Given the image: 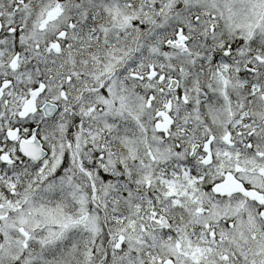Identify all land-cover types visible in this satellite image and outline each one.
<instances>
[{
    "label": "flooded vegetation",
    "instance_id": "af4514ba",
    "mask_svg": "<svg viewBox=\"0 0 264 264\" xmlns=\"http://www.w3.org/2000/svg\"><path fill=\"white\" fill-rule=\"evenodd\" d=\"M12 2L20 7L25 4L22 0ZM20 7L8 13L0 6V264H121V255L112 258L106 254L103 237L95 240L100 246L92 249L93 254L75 255L70 249L60 255V244L71 245L70 238H44L41 233L46 229L38 226V216L26 211L35 199L49 193L37 189L44 167H52L62 158L63 164L51 175L57 177L60 170L74 163V156L77 164L83 161L85 165L90 160V155L86 159L87 149L103 143L87 128L73 124L76 120L71 114L76 113L72 97L80 93L79 86L76 94V85L67 86L58 80L65 71L74 69L73 57L76 50H82L76 34H93L94 25L88 23L85 31L77 28V22L60 33L58 24L50 31L40 30L32 51L34 41L28 42L23 25L26 13ZM202 21V30L184 31L185 50L179 52L176 90L169 88L176 79L169 71L158 81L163 95H154V79H148L145 69L140 76H133L135 91L143 93L147 89L149 94L146 108L132 111L135 123L143 132L142 126L155 129L157 122L165 123V134H159L165 148L160 171L178 187L173 196L149 191L146 201L152 209L148 211V222L151 218L155 229H159L153 228L154 233L161 235V243L175 244L176 254L160 259L157 254L134 252V264H151L143 261L144 257L161 260L160 264H264V45L259 47L257 58L255 52L249 53L248 45L242 46L247 39L234 41L209 24V19ZM191 34L200 40L195 46L191 45ZM93 45L89 41L86 44L85 58H89ZM236 49L240 54L246 51L245 63ZM86 64L89 66L90 61ZM82 86L89 90L88 84ZM33 91L40 92L35 110L21 116ZM159 99H166L171 109L155 110ZM47 103L58 107L50 118L43 111ZM76 145L84 152H76ZM148 146L146 151L134 153L131 174L137 185L136 165L145 154L149 155ZM41 151L47 157L34 162L30 156L40 155ZM93 155L106 158V153L100 151ZM92 162L98 159L93 157ZM133 190L132 208L138 217V209L144 205L140 204L138 188L133 186ZM203 211L217 219L207 222L202 218ZM163 218L168 222L157 223ZM182 249L197 256L191 254L193 259H187L179 254Z\"/></svg>",
    "mask_w": 264,
    "mask_h": 264
},
{
    "label": "rangeland",
    "instance_id": "374dc122",
    "mask_svg": "<svg viewBox=\"0 0 264 264\" xmlns=\"http://www.w3.org/2000/svg\"><path fill=\"white\" fill-rule=\"evenodd\" d=\"M125 1V0H124ZM4 0L2 2H0V6L2 8H5V5L8 4H12V0H5V3H3ZM158 2H160L159 4H162V1L158 0ZM110 3H112V5L114 4L113 1H110ZM177 3L182 4L183 6V12L189 9L190 11L193 10V12H196L198 10L197 13H200V9L206 8L204 10V13H209V14H213L212 16H214V13L219 14L223 17V19L227 20V24L224 23L225 27L228 29V31H231L235 34L237 33H243V35L241 36H245V38L247 39V42H245L244 44H250L248 41H250V39L248 38V36H252L255 32H261L259 33L260 35H264V0H175V2H173V6L171 4V8L167 7L168 9H165L163 11L160 12L166 14L169 9L173 10L174 8H176ZM208 4L210 6H208ZM151 6L154 8V5H150V13H151ZM113 7H116V5H113ZM70 8V1H61V0H48L46 2L43 3V6H39L36 7V4L34 5H29V6H25L24 8L21 9V11L23 13H25L27 11L28 13V21L27 24L24 23L23 25H25V27L27 28V32H31V35H33V31L37 30V31H50V29H52V26L55 24H59L58 26L61 27V24H65L66 21V14H67V9L69 10ZM141 9L142 8H137L134 9L132 12H128V13H123L122 10L119 9H113V13H112V21H114L115 23H117L120 19H124V21H126V23H129L131 21V17H129V15H141ZM146 7H144V9H142V11L145 12ZM208 9V10H207ZM135 10H137L136 12H134ZM214 13H213V12ZM161 13V14H162ZM30 14H36L37 18H34L33 20L30 21ZM61 14V15H60ZM123 14V16L121 17V15ZM171 14H174V12H171ZM152 15V14H151ZM128 16V17H127ZM173 16V17H172ZM171 19L172 22L169 21H163L161 22V24L155 26L156 28H158L160 31L162 30H167V28L174 30L175 28L181 26V22H182V16L177 13L176 15H172ZM203 14L201 13V16L199 15V17H202ZM220 17V16H218ZM196 17L193 18V23L191 24V29L188 30V32L191 31H197V30H202L201 25L198 22V19H196ZM221 18V17H220ZM185 19V17H184ZM117 20V22H116ZM35 22V23H34ZM186 23V22H185ZM130 28L133 29L132 26H130ZM210 29V28H209ZM208 29V30H209ZM260 30V31H258ZM210 31V30H209ZM206 36H208L205 33ZM192 37H194V41L191 43V45L195 46L197 45V43L200 41L199 39L195 38V35L192 34ZM33 51V50H32ZM114 61H113V57L112 58H108L107 60V71L105 70V74L108 73V70H110L114 65H113ZM223 70L222 67L219 68V73H221ZM104 74V76H105ZM102 83H99L97 85L96 90L92 91V94L94 96L98 95V91L102 90ZM126 87H122L121 88V92L122 95L124 94ZM114 92L115 89L110 88V94L112 96V99L114 98ZM99 97H95V99L97 101H99L98 99ZM117 99V98H116ZM123 99V98H122ZM122 99H120L119 101V107L117 108L118 110H116L115 112H113L112 114H109L107 117V120L109 122V120L111 121V124L116 121V120H120L123 119L122 117V113L125 110H133L134 107L133 105H135V108L137 110H140L143 108V103L140 101V98L138 97L137 100L133 103L130 104L128 100L122 101ZM103 101H108V102H104L105 105H107L109 107V109L113 110L114 109V102L111 100H102L101 102L103 103ZM127 103V104H126ZM129 104V105H128ZM132 107H131V106ZM145 105V104H144ZM79 111L78 109L75 110ZM73 115V113L71 114ZM107 115L105 114V117ZM95 118H99V115H96ZM110 124L107 123V127H109ZM95 136V135H94ZM66 143V142H64ZM122 145L125 146L130 150L131 152V157L133 159H135V154L137 151V147L141 148L142 147V141L138 140L137 137H132L130 139V136L126 138V140L124 139V143L121 141ZM150 145L151 148L148 151L149 155H146L144 158H151L153 160H149V164H146L145 162H138V167H139V171L142 169H146L152 166L153 163H156L158 161V159L160 158V161L163 160V154L160 152L161 150H155L156 147L158 146H162L160 145V143L158 141L155 140V137H151L150 140ZM124 146V147H125ZM153 147V148H152ZM155 148V149H154ZM80 149V147H79ZM154 149V150H153ZM63 149L59 150V152H61L63 154ZM119 158L120 155L118 154ZM118 158V159H119ZM123 158V157H122ZM126 160H128V157H126ZM130 160V158H129ZM62 158H59L56 162V164L53 165V170L52 172H54L61 164ZM76 161V159H74V162ZM69 162V160L67 161ZM130 162V161H129ZM112 164V162H111ZM73 166L76 164H72ZM113 165V164H112ZM140 165V166H139ZM111 165L107 164L106 162L104 163V168L103 170H105L106 172H103L107 175H115L113 174L111 171H109L108 169H110ZM95 176V174H94ZM88 178V177H85ZM43 179H46V177H43ZM89 179L91 181H95V179L98 182V178L97 177H89ZM108 181H101L98 182L99 186L103 183L105 189H110L112 187V183L110 181V178L107 177ZM147 179L138 182L137 188H142L145 186V181ZM58 181V180H57ZM57 181L55 183H57ZM74 182V183H73ZM96 182V184H97ZM76 181H74L73 178L69 177V179H62L60 178V180L58 181V188H63L62 186H67L69 188H71L73 185H75ZM55 185V184H54ZM146 185H148V183H146ZM56 186V185H55ZM77 186L78 187H83V185L78 181L77 182ZM165 186L167 187V193H165V195H170L173 196L174 194H176L178 187H176L174 184H172V182H167L165 184ZM75 188L73 187V196H69L68 199V207L71 205H75L77 210L74 212V214H71L70 217L68 218V220H64L63 218V214H62V208H58V206H66L65 203H60L57 204L58 206H56V204L54 206H56V209H44V205L39 204L37 206H32L29 209H27V212H31L33 211L37 216H38V221L42 224H44L47 228L51 229L49 230V233L52 234H57V236H61L62 234H67L69 232H73V237L75 239H77L78 241H74V249L81 248L82 244H84V248L86 246V243H90L93 240H95L98 235L101 232V219H98L97 216L93 215V214H86L87 212V208L89 205V196L85 197L86 192L88 191L87 188H85L83 191L80 190L79 188ZM91 188H93V185L91 184ZM77 189L79 190L78 194L77 193ZM96 191L95 188H93V191ZM143 190H145V192L148 191V189L146 188V186L140 190H138V194L139 192H142ZM65 191V190H64ZM86 191V192H85ZM128 192V190H125ZM88 193V192H87ZM104 193V191H103ZM95 194H93V201L95 202ZM164 195V197H165ZM124 196L126 197H130L129 193H126ZM133 196V195H132ZM71 198V199H70ZM63 202V201H62ZM164 202V201H163ZM48 212V213H46ZM57 213V214H56ZM43 214H45L46 218L43 217ZM57 215V216H56ZM62 216V217H61ZM122 220H123V226H125L126 224H130L131 221L133 222V216L126 213V214H122ZM118 218H121V215L118 216ZM202 218L204 220H206L207 222H211V221H215L217 219V216H215L214 214L210 213V212H206L203 211L202 214ZM134 219H136V215L134 216ZM203 220V222H205ZM70 221V222H69ZM65 223H68L66 226L64 225ZM113 225L115 224V226L118 224L116 221L114 223V219L112 220ZM40 225V224H39ZM135 225V222H134ZM136 226V225H135ZM143 225L140 224L138 226H136V229L133 230L134 234L137 233L138 237H136L137 239L139 238H143V235L145 234V238H149V239H154L155 238V234L147 232L149 230L143 229L142 228ZM46 228V230H47ZM132 232V231H131ZM130 232V233H131ZM119 236H121V238L123 239L124 243L125 241L127 243L128 242V238H132V235L128 234V236H126V233L124 230L119 232ZM202 239H205V237L203 236ZM130 241V240H129ZM131 243V242H130ZM163 245H160V243L158 242H153L152 243V253H156V251H162L163 253H170V255H175L176 254V246L173 243H164L162 242ZM205 243V242H203ZM156 244H158L157 246H155ZM170 248V252L169 249ZM202 248L206 249L207 247L203 246ZM126 255H131V253H125ZM182 256H185L187 259L191 258V254H193V256L196 255V253L194 252H189L188 250H181V253H179ZM197 256V255H196ZM209 256V255H208ZM207 256V257H208ZM128 258H130L129 256H124L122 258V264H131V260L130 263L126 262L128 261ZM127 259V260H126ZM193 259V258H191ZM177 260H179L178 256H177ZM143 261H148L151 264H160L161 260L158 261V259L156 260H148L146 257L143 258ZM155 261V262H154ZM158 261V262H157ZM209 261V258L208 260Z\"/></svg>",
    "mask_w": 264,
    "mask_h": 264
},
{
    "label": "trees",
    "instance_id": "16d2710c",
    "mask_svg": "<svg viewBox=\"0 0 264 264\" xmlns=\"http://www.w3.org/2000/svg\"><path fill=\"white\" fill-rule=\"evenodd\" d=\"M76 1H78V0H76ZM75 1V2H76ZM79 1H81V0H79ZM148 1L151 3V1L152 0H135L134 1V6L135 5H137V4H140L141 2H144L145 3V5H146V8L148 7ZM154 1V5H155V7H156V10H154V12H153V16H152V18L149 20L148 18H149V10H146V17H147V19L149 20V22H153V26L155 25V26H157V25H159L160 24V22H161V20H162V17L159 15V13H160V9H161V7L159 6V4L158 3H160V2H158V0H153ZM152 1V2H153ZM160 1H162V10H165V9H168L167 7H172L173 6V2H175V0H160ZM82 3V2H81ZM107 3H108V1H107ZM79 4V3H78ZM77 4V5H78ZM85 4H90V8L91 9H93V5H92V2H86ZM84 4V5H85ZM171 4H172V6H171ZM139 7V6H138ZM179 7H180V5H179V3H177V6H176V8H174L173 10H170L169 9V14H171V12H174V14H171V16L172 15H176L177 13H178V10H179ZM94 11V10H93ZM95 12V11H94ZM99 12H100V10L98 11V13H97V16L99 17ZM107 14V12H102L101 13V19L100 18H98V20H97V24H100L101 25V29L99 28L98 30H97V32L99 31V33H102V32H104L105 33V35L107 36V37H110V38H107V42H110V40L112 41L117 35H120L121 34V32H123V36H124V44H123V47H127V46H130L131 45V43L132 42H134V41H136L137 39H138V37H139V35H132L131 33H128V28H129V26L128 25H126L125 24V22L121 19V20H119L117 23H115L114 21H109V19H111V18H108V19H105L104 17H105V15ZM155 16V17H154ZM105 20V21H104ZM122 27H125V30L122 28ZM156 28V27H155ZM141 31H146L145 29H141ZM167 37H170V35H167ZM160 38H162V36L160 37ZM116 46V45H115ZM121 49H123V48H121ZM164 49V48H163ZM166 50V49H165ZM161 51V52H160ZM160 51H157V52H155V55H161L162 57H163V55H164V52H163V50H161L160 49ZM146 57H147V55H145ZM97 200V199H96ZM91 205L93 206V208L94 209H96V207L91 203ZM112 216V215H111ZM102 232H103V234L105 235V238L107 239V245H108V241L110 240V239H108V238H110V236H113V237H115V232L116 231H114V230H112V229H103L102 230ZM110 235V236H109ZM108 249V248H107ZM107 253H114V251L113 252H111V249H108V251H107Z\"/></svg>",
    "mask_w": 264,
    "mask_h": 264
},
{
    "label": "water",
    "instance_id": "95a60500",
    "mask_svg": "<svg viewBox=\"0 0 264 264\" xmlns=\"http://www.w3.org/2000/svg\"><path fill=\"white\" fill-rule=\"evenodd\" d=\"M30 108L28 107V104H27V106H26V109H24L25 111H23V113H22V116H25L30 110H29ZM44 111H45V113L47 114V116H52L53 115V111H55V107H52V106H50V105H46L45 107H44ZM22 150H23V147H22ZM27 151V150H26ZM25 152V151H24ZM31 157V159L32 160H34V161H39V160H41L43 157H44V154L43 153H41L40 155H36V156H34V154L32 155V156H30ZM224 186H226V185H224ZM225 190V192H226V189H224ZM215 191H218V190H216L215 189ZM219 191H221V190H219Z\"/></svg>",
    "mask_w": 264,
    "mask_h": 264
},
{
    "label": "bare ground",
    "instance_id": "6f19581e",
    "mask_svg": "<svg viewBox=\"0 0 264 264\" xmlns=\"http://www.w3.org/2000/svg\"><path fill=\"white\" fill-rule=\"evenodd\" d=\"M82 69H80L79 71H81Z\"/></svg>",
    "mask_w": 264,
    "mask_h": 264
}]
</instances>
